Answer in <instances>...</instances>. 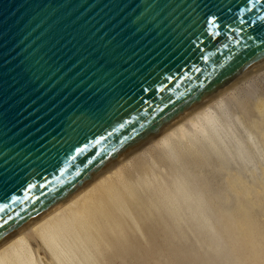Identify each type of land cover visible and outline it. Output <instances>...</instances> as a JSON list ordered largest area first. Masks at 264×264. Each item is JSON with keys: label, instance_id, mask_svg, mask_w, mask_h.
Listing matches in <instances>:
<instances>
[{"label": "water", "instance_id": "1", "mask_svg": "<svg viewBox=\"0 0 264 264\" xmlns=\"http://www.w3.org/2000/svg\"><path fill=\"white\" fill-rule=\"evenodd\" d=\"M253 3L0 0V246L262 67Z\"/></svg>", "mask_w": 264, "mask_h": 264}, {"label": "bare ground", "instance_id": "2", "mask_svg": "<svg viewBox=\"0 0 264 264\" xmlns=\"http://www.w3.org/2000/svg\"><path fill=\"white\" fill-rule=\"evenodd\" d=\"M236 110L247 120L255 115L264 116V65L1 245L0 264H41L40 249L49 254V264H113L117 259L122 260L120 264H129L136 260L141 248L137 239L151 247V232H164L163 241H168L167 232L172 228L177 233H169L179 241L188 234L195 235L207 257L214 261L209 264H238L224 242L225 236L217 231L213 209L207 206L202 192L190 188L191 181L184 175L187 160H203L211 152L229 164L235 160V152L244 158L249 152L248 144L257 145L253 133L245 139L237 130L233 122ZM156 168L161 177H157ZM165 170L171 174L164 177ZM243 182H232L239 190L237 193L246 199L238 206H264V185H260L259 199L255 201V189L241 190L239 184ZM239 208L243 217L227 216L230 225L248 220L246 215L251 218L246 208ZM157 217L163 221L160 228H154ZM205 239L209 241L204 246ZM247 239L254 243V238ZM160 247L154 250L158 255L155 263L169 264L167 251Z\"/></svg>", "mask_w": 264, "mask_h": 264}, {"label": "rangeland", "instance_id": "3", "mask_svg": "<svg viewBox=\"0 0 264 264\" xmlns=\"http://www.w3.org/2000/svg\"><path fill=\"white\" fill-rule=\"evenodd\" d=\"M237 111V115L233 120L237 130L245 139L248 138L249 133H253L257 145L248 144L249 152L245 154L244 158L235 152V160H231L229 164H226L211 152L203 160L198 158L192 159L193 161L186 159V162L189 161L190 163L184 165V169L187 171L184 175L191 181L190 188L192 187L196 192H202L207 206L213 209L214 217H216L214 224L221 236H225L224 242L230 254H232L231 257L237 259L238 264H264V206L255 203L253 206L245 204L238 206L239 202L244 203L246 199L243 195L237 193L239 192L238 188L233 187L234 184H232L233 181L242 179L243 184H239L241 190L254 188L255 201L259 199V187L264 185V122L261 120L264 119V116L255 115L254 118H251L252 120H247L241 112ZM195 160L201 161L202 164ZM155 172L157 177H161L157 168ZM168 172L167 170L163 172L164 177ZM169 173L171 174V172ZM233 177H236V180H233ZM160 181L163 182V180ZM155 184L157 187L158 182H155ZM239 207H242V211H245L246 208L251 218L246 215L245 218H248V220L230 225L227 216L238 217V219L243 217ZM219 208L221 209L219 210ZM162 223L163 221L157 217L154 228H160ZM248 228L251 231L247 230ZM184 231L187 234L189 233L185 227ZM169 232L177 233L173 228L168 231L167 233L170 235L168 241H163L164 232H151V247L146 246V241H143V239H137L140 244L142 243L139 249L140 254L138 253L136 260L130 261L129 264H144L146 262H148L147 264H156L155 261L158 255L154 250H157V246L158 248L161 246V250L167 251L169 264H209L214 262L212 257H207L205 248L203 249L197 243L195 235L188 234L184 240L179 241ZM246 236L249 239L254 238V243H250ZM208 241V239H205L202 244L205 246ZM43 251V249L39 250L42 257L41 264H49V254ZM121 261V259H117L113 264H120Z\"/></svg>", "mask_w": 264, "mask_h": 264}, {"label": "snow or ice", "instance_id": "4", "mask_svg": "<svg viewBox=\"0 0 264 264\" xmlns=\"http://www.w3.org/2000/svg\"><path fill=\"white\" fill-rule=\"evenodd\" d=\"M262 2V0H254V3H253V7H255V4H259V3H261ZM252 9L251 8H249V11H251ZM261 19H264V17H261ZM210 23H212V21H210ZM241 23H245V21H241ZM121 127H123V125H121ZM109 135H111V133H109ZM96 143H100V141L98 140V141H96ZM82 151V150H81ZM88 163H91V160H88L87 161ZM0 211H3V208L2 207H0ZM5 223H7V221H4ZM0 226H2V225H0Z\"/></svg>", "mask_w": 264, "mask_h": 264}]
</instances>
